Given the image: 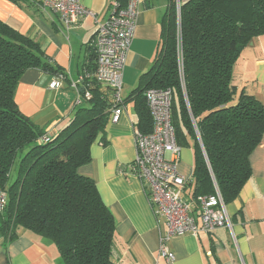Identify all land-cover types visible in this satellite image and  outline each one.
Instances as JSON below:
<instances>
[{
  "label": "trees",
  "instance_id": "trees-1",
  "mask_svg": "<svg viewBox=\"0 0 264 264\" xmlns=\"http://www.w3.org/2000/svg\"><path fill=\"white\" fill-rule=\"evenodd\" d=\"M127 1L116 0L124 8ZM162 23V47L129 97L137 127L145 135L153 130L146 93L170 90L177 142L182 145L186 134L194 142L189 200L215 195L217 188L228 206L251 180L250 158L264 139V105L245 91L236 98L234 85L239 59L264 35V0H172ZM91 54L85 71L93 73L95 50ZM46 61L38 42L0 20V197L7 198L0 236L9 243L24 229L54 243L63 264H115V221L94 181L79 172L109 123L112 93L96 81L86 83L89 107L42 143L45 131L22 114L15 94L27 71L54 73Z\"/></svg>",
  "mask_w": 264,
  "mask_h": 264
},
{
  "label": "crops",
  "instance_id": "crops-1",
  "mask_svg": "<svg viewBox=\"0 0 264 264\" xmlns=\"http://www.w3.org/2000/svg\"><path fill=\"white\" fill-rule=\"evenodd\" d=\"M171 1L141 0L135 38L124 70L121 97L125 112L118 124L108 123L105 132L91 146V162L79 172L94 181L115 221L112 256L115 264H264V139L250 158L251 180L227 206L232 228L174 237L168 247L175 261L168 262L159 255L160 234L165 231V224L155 217L139 179L132 173L139 119L135 102L129 97L137 89L140 77L151 69L162 47V22ZM80 2L96 16L85 19L68 33L53 12L42 13L29 2L0 0V20L38 42L46 62L54 69V73L40 69L27 71L15 94L22 114L51 138H56L70 124L77 110L89 107L86 100L76 103L78 92L71 83L91 64L99 24L107 21L116 0ZM56 73L67 78L61 89L54 90L50 84ZM234 85L236 98L245 91L264 105V35L254 39L239 59ZM181 141L177 169L191 180L194 142L187 134ZM187 193L188 189L186 198ZM16 234V239L9 243L0 236V264H63L51 241L24 229Z\"/></svg>",
  "mask_w": 264,
  "mask_h": 264
},
{
  "label": "built area",
  "instance_id": "built-area-1",
  "mask_svg": "<svg viewBox=\"0 0 264 264\" xmlns=\"http://www.w3.org/2000/svg\"><path fill=\"white\" fill-rule=\"evenodd\" d=\"M30 1L42 13H55L68 33L85 19L96 16L80 0ZM179 6L178 1V14ZM140 7L141 0H128L125 8L119 2L112 3L110 16L107 21L99 24L93 42L95 71H85L77 81L71 83L72 88L78 92L77 104L83 100L91 101L92 93L86 88L88 82L96 81L102 88L109 89L113 98L109 119L112 124H118L125 112L121 97L124 70L135 38ZM177 40L178 54L181 55L182 41L179 32ZM66 78V75L59 73L50 88L61 89ZM172 100L170 90H150L146 93L153 130L149 135L136 131V157L131 165L132 173L139 179L155 217L164 221L165 231L160 234L159 255L168 262L175 261V255L168 247L174 237L185 234L198 236L200 233H213L219 228H232L227 206L217 188L215 195L198 197L196 201L185 197L192 179L187 180L177 169L181 147L172 125ZM50 139L52 138L46 134L40 142L46 143ZM6 202V195L2 194L0 213L4 211Z\"/></svg>",
  "mask_w": 264,
  "mask_h": 264
},
{
  "label": "rangeland",
  "instance_id": "rangeland-1",
  "mask_svg": "<svg viewBox=\"0 0 264 264\" xmlns=\"http://www.w3.org/2000/svg\"><path fill=\"white\" fill-rule=\"evenodd\" d=\"M188 147H189V145H188ZM24 154H25V152L22 153V154H20L18 159H20ZM18 161H19V160H18ZM15 167H16V168H15L13 174H12L11 182H14V181L16 180V176H17V164H16ZM192 190H193L192 188L188 189V193L186 194V196H187L188 199H189V193H191Z\"/></svg>",
  "mask_w": 264,
  "mask_h": 264
},
{
  "label": "water",
  "instance_id": "water-1",
  "mask_svg": "<svg viewBox=\"0 0 264 264\" xmlns=\"http://www.w3.org/2000/svg\"><path fill=\"white\" fill-rule=\"evenodd\" d=\"M202 145V144H201ZM202 149H203V152H204V148H203V146H202Z\"/></svg>",
  "mask_w": 264,
  "mask_h": 264
}]
</instances>
